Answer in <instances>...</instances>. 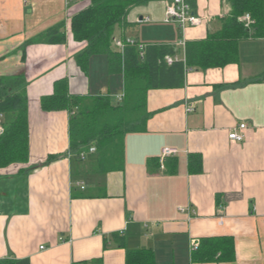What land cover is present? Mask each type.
Wrapping results in <instances>:
<instances>
[{
  "label": "crops",
  "instance_id": "crops-1",
  "mask_svg": "<svg viewBox=\"0 0 264 264\" xmlns=\"http://www.w3.org/2000/svg\"><path fill=\"white\" fill-rule=\"evenodd\" d=\"M189 3L204 25L165 22V0L154 1L131 8L114 38L172 46L183 59L186 43L230 14L225 0ZM88 5L0 0V77H24L28 112V160L0 169V264H126L127 251H149L154 264H264V36L240 43L237 64L149 91L146 130L125 136L123 169L103 174L94 154L69 152V113L40 105L61 79L73 96L123 94L106 56H92L87 75L76 64L86 43L73 40L71 18ZM55 29L63 43H48ZM241 124L243 141H230ZM163 148L179 153L161 169ZM222 237L233 240L232 261H190L192 241Z\"/></svg>",
  "mask_w": 264,
  "mask_h": 264
},
{
  "label": "trees",
  "instance_id": "trees-1",
  "mask_svg": "<svg viewBox=\"0 0 264 264\" xmlns=\"http://www.w3.org/2000/svg\"><path fill=\"white\" fill-rule=\"evenodd\" d=\"M161 0H89L87 8L71 18L70 31L76 42L86 48L76 57L84 75L92 56H106L109 74L123 77V99L113 103L109 95L73 96L65 79L53 84L52 94L41 98L45 112L67 111L69 152L77 161L81 152L94 147L95 167L100 173L121 171L124 167V138L142 133L150 117L146 102L149 91L178 89L184 86L188 70L205 71L224 68L239 62V45L248 39L264 36V0H225L230 14L220 20L216 31L205 39L186 43L183 59L168 65L166 56L177 50L168 45H146L140 58L134 46L125 45L122 52L114 47V32L126 24L128 11L149 2ZM249 15L252 24L240 20ZM58 30L48 32V43H63ZM122 40V39H121ZM125 41V40H123ZM0 169L28 160V112L26 83L22 75L0 77ZM201 160L189 157V170L197 172ZM113 238L117 239L116 235ZM123 247V243H119ZM234 259V244L229 237L203 238L191 252L192 263L229 262ZM126 264H154L149 251L126 252Z\"/></svg>",
  "mask_w": 264,
  "mask_h": 264
},
{
  "label": "built area",
  "instance_id": "built-area-1",
  "mask_svg": "<svg viewBox=\"0 0 264 264\" xmlns=\"http://www.w3.org/2000/svg\"><path fill=\"white\" fill-rule=\"evenodd\" d=\"M25 2L27 0H24ZM164 21L165 22H174L176 23L180 29H185L186 27H197L204 25L207 22V19L204 17L197 16L189 3V0H165V10H164ZM245 27L249 28L252 24V20L249 17V15H244L240 19ZM148 22L149 19L141 20L140 22ZM114 47L119 52L123 51V48L125 45L134 46L139 53L140 58L143 57V52L145 50L146 45L138 43L133 40H121V39H114ZM182 45H184L182 43ZM179 60L176 56H166L165 61L168 65L172 64V62ZM117 99V103H120L123 99V94L118 95L115 97ZM187 112H192L193 108L191 106H188L186 108ZM0 118H2V115H0ZM246 128L245 124H241L238 128L233 129L228 134V139L232 142L240 143L244 139V135L242 131ZM3 133V127L0 125V135ZM96 152L94 147H90L86 152H81L79 155L80 160H84L86 154H94ZM179 151L175 148H163L160 154V168L163 169V163L168 158L176 157ZM180 211H185L181 209ZM197 243L195 241H192L190 249L193 251L197 248Z\"/></svg>",
  "mask_w": 264,
  "mask_h": 264
},
{
  "label": "rangeland",
  "instance_id": "rangeland-1",
  "mask_svg": "<svg viewBox=\"0 0 264 264\" xmlns=\"http://www.w3.org/2000/svg\"><path fill=\"white\" fill-rule=\"evenodd\" d=\"M112 99V102L113 103H117V99L114 97V98H111Z\"/></svg>",
  "mask_w": 264,
  "mask_h": 264
}]
</instances>
